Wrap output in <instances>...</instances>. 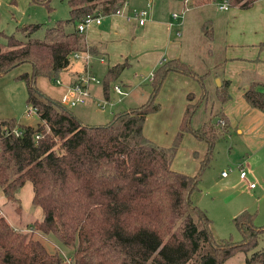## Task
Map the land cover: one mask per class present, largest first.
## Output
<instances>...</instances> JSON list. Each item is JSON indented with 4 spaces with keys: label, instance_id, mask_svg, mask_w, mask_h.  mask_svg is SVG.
<instances>
[{
    "label": "trees",
    "instance_id": "1",
    "mask_svg": "<svg viewBox=\"0 0 264 264\" xmlns=\"http://www.w3.org/2000/svg\"><path fill=\"white\" fill-rule=\"evenodd\" d=\"M51 0H32L53 7ZM199 5L215 0H190ZM256 0H230L231 6L250 7ZM70 14L46 27L30 22L8 33L0 30V76L26 65L17 73L27 82V103L41 120L37 125L15 116H0V184L18 212L21 187L33 183V203L43 216L28 226L15 228L0 214V264H224L238 252L251 253L246 264H264V248L255 249L264 226L255 224V214L243 210L234 221L242 239L217 240L212 219L192 199L201 171L220 136L228 132L229 118L221 111L217 121L200 126L192 118L201 105L192 93L172 145H161L147 136V116L161 108L157 100L167 74L172 70L197 79L207 96V76L181 58L163 61L154 71L151 92L140 105L116 112L104 123L84 122L59 98L46 93L37 78L58 79L77 51H93L78 22L89 14L123 11L128 0H68ZM213 39V28L204 26ZM127 63L110 66L103 78L108 97L113 82ZM229 80L216 87L215 96L229 97ZM248 102L264 110V89L254 82L245 92ZM77 106V105H76ZM18 127L21 133L16 134ZM186 131L208 144L201 169L189 174L173 168V159ZM41 134V136H37ZM35 230L56 238L59 248L35 237ZM65 248L68 255L63 253ZM63 249V250H62ZM63 251V252H62Z\"/></svg>",
    "mask_w": 264,
    "mask_h": 264
},
{
    "label": "crops",
    "instance_id": "2",
    "mask_svg": "<svg viewBox=\"0 0 264 264\" xmlns=\"http://www.w3.org/2000/svg\"><path fill=\"white\" fill-rule=\"evenodd\" d=\"M218 1L192 5L190 0H128L122 12L104 14L100 23L94 22L87 27L83 33L93 51H80V56L73 55L70 65L60 72L58 79L61 82L54 79V82L45 81L39 86L49 95L61 99L69 84L75 82L86 70L91 71L102 81L91 82L90 97L84 104H79L90 107V113L80 110L77 114L84 122L99 123L98 120L103 118L96 112L99 101H106L114 107L118 105L119 111L142 104L152 89V86H147L151 80L145 76L151 75L163 61L181 58L198 71L210 72L207 76L209 94L213 92L215 95L216 87L223 80H229L230 97L221 102L222 111L229 118L227 133L232 135V130L237 134L248 131V136L243 135L245 137L241 148L252 161L251 169L254 172H257L258 168L264 169V110L252 106L245 97L246 90L254 82L264 89V0H256L247 8L233 7L232 10L235 9L233 14H228L224 18L222 31L224 33L221 38L217 36L215 27L212 26L213 19L201 17L204 9L211 5L215 4L223 9ZM134 8L148 9L144 23L132 13ZM173 12H179L183 16L176 18ZM205 24L213 28V39L205 35ZM192 27L196 28L195 45L190 44L187 35L184 36ZM198 40H202L204 47L197 49ZM193 49L196 50L195 57L199 56L196 60L193 58V52L190 53ZM123 62L127 65L113 85L121 84L128 93L119 94L112 85L107 97L103 78L110 66ZM13 71L9 73L17 76L21 70ZM6 75L8 73L1 75L0 79H5ZM218 79L220 83L216 82ZM2 83L0 80V116H15L22 122L19 118L20 111L2 90ZM199 83L194 77L177 70L167 74L158 96L160 98L161 94L168 95L169 100L178 97L169 108L166 107L170 112L167 119L169 125L176 126L181 123L184 108L189 102V93L194 97L202 94L203 87L201 85L200 88ZM212 83H216L215 86ZM194 90H197L199 95ZM119 111L111 108L113 115ZM145 132L148 134L146 128ZM18 195L22 204L21 212L15 209V205L7 198L0 184V214L5 215L15 228H27L35 219L43 216V209L33 203L34 189L30 180L21 187ZM230 259L225 263L231 264Z\"/></svg>",
    "mask_w": 264,
    "mask_h": 264
},
{
    "label": "rangeland",
    "instance_id": "3",
    "mask_svg": "<svg viewBox=\"0 0 264 264\" xmlns=\"http://www.w3.org/2000/svg\"><path fill=\"white\" fill-rule=\"evenodd\" d=\"M50 3L53 7L51 10L48 9L46 4L32 2V0H0V29L12 33L17 30L18 26L25 23L40 22L43 26L36 35L43 36L46 27L55 24L58 19L68 17L70 14L68 0H51ZM218 4H221V0L218 1ZM233 7L236 6H231V8L224 10L218 8L214 4L206 7L207 9H204V13L201 15L203 19L210 17L213 19L212 26L215 27V31L219 38L223 37L224 18L228 14H233L235 11V9L232 10ZM186 35L188 36L190 44L192 43V45H195L196 38L194 37L196 36V28L192 27L191 31H187L184 34V36ZM0 39L5 40V37L0 35ZM202 46L204 47L202 40H198L197 49ZM194 50L195 49L190 51V53L193 52V58L196 60L199 56L195 57L196 50ZM25 67L26 65L20 66L13 72L22 71V68ZM199 72H204V70H199ZM4 78L5 79H0L3 82L1 88L5 91L17 110L20 111L19 118L24 123L37 125L42 121L37 111H34L30 115L27 114L28 108L32 106L27 103L26 99L28 96L26 80L14 76L13 73H8ZM53 80L54 79L46 76H39L37 78V85L45 81L54 82ZM216 82L218 83V81ZM215 84L216 83H212L214 86ZM147 86L150 87L151 82ZM199 86L201 88L200 83ZM194 92L199 95L197 90H194ZM201 92L202 90L199 91V93ZM206 95L205 98H202V95L197 96L193 101L197 103L203 99L202 102H199L201 105H199L198 110L192 118V124L195 127L200 126L205 121L216 122L222 111V101H220L213 92L212 94L207 92ZM168 97L169 96L165 94H161L160 98L158 96L157 99L159 102L161 101L160 103H162L164 109L161 107L162 109L160 108L158 111L150 113L144 124V127L148 131L147 134L144 128L145 134L150 136L151 139L155 140L157 143L166 146L173 144L180 128V124L171 126L168 123L167 119L170 112L166 107L169 108L173 101L178 100V97H173V99L170 98V100ZM147 99H145V101ZM96 108V112L103 116V118L98 120L99 123L107 122L113 117L111 108L119 111L117 110L119 109L118 105L114 107L107 104L104 108L98 105ZM185 109L186 108H184V110ZM72 110H74L76 114L80 110L84 113H90V107H84V105L72 107ZM232 133V135L226 133L224 136H220L216 141L210 159L201 171L199 187L192 193L193 201L205 210L212 219V230L214 236L219 241L226 238H232L234 241H240L242 239V232L237 227L234 218L243 210L253 212L255 214V224L257 226H264V169L258 168L257 172H254L253 169H251L252 161L249 160L248 154L241 148V143L244 137L248 136V131H246V133L237 134L232 130ZM244 134L245 136L243 137ZM250 135L252 134L250 133ZM207 148L208 144L205 140L197 137L192 131H186L173 159L172 165L179 168V171L196 174L201 169ZM240 163H243L246 167L248 179H242L239 176L238 165ZM230 168H232V170L229 172V176H223L222 172ZM251 183L255 185L251 186ZM27 228L24 229L27 230ZM35 232L36 238L42 239L47 245L53 248H59L55 244L58 243L56 238L52 236L46 237V235H41V233H38L36 230ZM260 248H264V234L260 237L259 243L255 249ZM63 251V253L68 255L69 251L66 248ZM251 251L248 253L243 251L237 253L230 259L233 262H231V264L236 262H239L238 264H244L246 257Z\"/></svg>",
    "mask_w": 264,
    "mask_h": 264
},
{
    "label": "built area",
    "instance_id": "4",
    "mask_svg": "<svg viewBox=\"0 0 264 264\" xmlns=\"http://www.w3.org/2000/svg\"><path fill=\"white\" fill-rule=\"evenodd\" d=\"M188 1V0H187ZM220 7L223 9H229L231 7L230 4V0H221V4ZM122 11H117L115 13H120ZM132 13L139 18L141 23H144L145 18L148 14V9L147 8H142V9H137L134 8L132 10ZM103 13L102 12H98L97 14H89L85 17L84 20L78 22L77 24V28L79 31L84 32L88 26H90L92 23L96 22V23H100L102 21V17H103ZM173 16L176 18H180L183 15L180 14L179 12H173ZM178 33L180 34V30L178 31ZM75 56H80V52L77 51L74 53ZM154 76V72L151 75L145 76L146 79H150L152 80ZM58 82H61L60 79H57ZM102 80L100 78H98L95 74H93L91 71L86 70L85 72H83L81 75L78 76L77 80L75 82H73L72 84H69L67 86V90L65 91V93L63 94V96L61 97V102L64 104H67L69 106H76L79 104H84L88 98L91 95V91L89 89L90 83L91 82H101ZM113 88L119 93V94H127V90L124 89L122 87L121 84L119 83H115L113 85ZM107 102H98V105L101 107H106ZM34 111H36V109L34 107H29L27 110V114L30 115L32 114ZM225 124V120L224 119H218L217 120V125H223ZM16 134L21 133V131L18 129V127H16L14 129ZM37 136H41V134H37ZM238 169H239V174L240 177L242 179H248V171L246 169V167L244 166L243 163H240L238 165ZM232 170V168L228 169V170H224L222 172V174L224 176H227L229 174V172ZM254 183H251V186H254ZM27 230H32V227H28ZM67 264H74L73 260L70 256H67L66 258Z\"/></svg>",
    "mask_w": 264,
    "mask_h": 264
},
{
    "label": "water",
    "instance_id": "5",
    "mask_svg": "<svg viewBox=\"0 0 264 264\" xmlns=\"http://www.w3.org/2000/svg\"><path fill=\"white\" fill-rule=\"evenodd\" d=\"M217 81H218V83H220V80L219 79Z\"/></svg>",
    "mask_w": 264,
    "mask_h": 264
}]
</instances>
